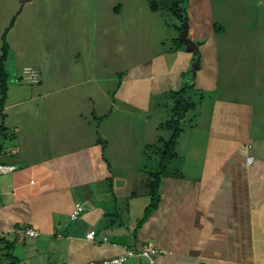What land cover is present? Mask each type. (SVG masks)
Returning a JSON list of instances; mask_svg holds the SVG:
<instances>
[{"label":"crops","instance_id":"0c3cea01","mask_svg":"<svg viewBox=\"0 0 264 264\" xmlns=\"http://www.w3.org/2000/svg\"><path fill=\"white\" fill-rule=\"evenodd\" d=\"M203 45L199 43L201 48ZM173 59L169 62H175ZM205 59H200L198 69L193 71L197 80L208 71ZM27 67L40 72L41 84V68ZM185 68L151 71L150 67L146 71L138 67L113 92L94 80L100 102L91 106L93 114L100 124L109 120L105 122L106 131L99 135L106 140L105 146L95 130L90 131L92 124L86 122L77 124L83 127L82 135H91L87 141L83 136L82 143L69 147L61 144L58 150L54 147L47 151L40 140H26L19 127L11 129L14 138H9L11 130L0 124L4 146L0 166L9 167L0 171V264H88L145 245L156 251V264H264V118L254 103L214 97L203 104L205 97L201 95L202 111L196 118H206L207 139L201 152L204 159L190 168H169L178 157L182 129L174 154L166 163L167 172L159 186L160 201L149 216V183L148 190L137 193L130 180L118 182L115 175L119 173L118 162L116 155L107 153L113 140L108 131L124 121L112 115L121 110L134 129L139 121L149 123L151 115L161 110L152 98L178 91ZM208 88L214 92L205 84L199 87L201 91ZM189 89L185 98L192 103ZM89 95L87 92L81 100L91 102ZM8 102L5 109L12 106ZM79 120L87 119L80 114ZM50 140L62 139H56L52 130ZM165 141L158 138L163 146ZM145 148L150 150L152 146ZM250 156L254 157L252 164L247 162ZM159 158L161 161V153ZM159 166L160 162L158 171ZM77 204L84 211L72 221L70 215ZM28 230L36 235H28ZM92 230L95 238L87 239ZM126 264L150 262L134 257Z\"/></svg>","mask_w":264,"mask_h":264},{"label":"rangeland","instance_id":"374dc122","mask_svg":"<svg viewBox=\"0 0 264 264\" xmlns=\"http://www.w3.org/2000/svg\"><path fill=\"white\" fill-rule=\"evenodd\" d=\"M187 41L198 50L188 51ZM5 43L11 46L4 62L8 92L3 106L0 94V124L9 130L19 127L26 140L45 143L46 151L82 143L83 127L77 122L92 124L90 131L99 139L109 120L100 124L93 114L91 106L100 102L94 80L113 92L138 67L174 70L188 63L179 90L190 88L195 108L182 123L184 135L170 169L190 168L204 159L206 118H196L202 111L201 95L203 104L214 97L254 103L264 118V0H0V57ZM191 55L208 61L202 79L194 78ZM36 65L42 83H27L24 67ZM204 84L214 92L201 91ZM87 92L91 102L81 100ZM171 95L153 97L161 110L149 123H136L135 129L121 110L112 115L124 122L108 131L113 140L107 153L116 155L118 182L130 180L137 193L145 191L150 173L158 171L164 148L158 138L169 140L174 133ZM7 101L12 106L5 109ZM80 114L87 120L80 121ZM52 130L62 140H50ZM13 134L11 130L8 137ZM100 140L105 146L106 140Z\"/></svg>","mask_w":264,"mask_h":264},{"label":"trees","instance_id":"16d2710c","mask_svg":"<svg viewBox=\"0 0 264 264\" xmlns=\"http://www.w3.org/2000/svg\"><path fill=\"white\" fill-rule=\"evenodd\" d=\"M174 1L176 3H180V2H188L189 0H174ZM3 49H4V54L0 57V94L2 96V101H3L1 106L5 104V101L7 99V92H8V86H7L8 74L6 73L4 68V62L6 59L5 55L7 54L6 52H8L7 43H5ZM195 62L196 60H193V64H195ZM185 92H186V88H181L176 92H171L172 96L175 98V106L173 110L175 119H173L171 122L173 123V125H175L174 126L175 130L172 136L170 137V139L164 142V148L161 150V161H160L159 171L155 173L154 172L150 173L151 181L149 182V191H150L151 201L146 211V217L149 216V214H151L156 209L160 201L159 186L162 181V178L165 176L167 172L166 163L173 156L176 141L181 134V130H182L181 121L185 118L187 112H189L190 109L194 107V104L185 98ZM3 148L4 146L0 142V153L2 152Z\"/></svg>","mask_w":264,"mask_h":264},{"label":"built area","instance_id":"2783aa9c","mask_svg":"<svg viewBox=\"0 0 264 264\" xmlns=\"http://www.w3.org/2000/svg\"><path fill=\"white\" fill-rule=\"evenodd\" d=\"M23 79L30 84H35V83H39L40 81V74L39 72L32 68V67H27L24 69V77ZM3 155V153H0V157ZM254 161V157L250 156L247 158V162L248 164H252ZM9 170V167L7 166H0V171H6ZM84 211V208L82 205L77 204L75 206L74 211L71 213L70 215V219L72 221H75L79 218V216L81 215V213ZM28 235L30 236H34L36 235L34 230H28L27 231ZM96 236V232L94 230L90 231L87 235L86 238L93 240ZM155 250L151 245H145L143 246L141 249L135 251V250H128L126 254L121 255L119 257L116 258H112L106 261H99V262H91L88 264H126L128 262L129 259L134 258V257H144L146 259L149 260L150 264H156L155 258H154V254H155Z\"/></svg>","mask_w":264,"mask_h":264},{"label":"water","instance_id":"95a60500","mask_svg":"<svg viewBox=\"0 0 264 264\" xmlns=\"http://www.w3.org/2000/svg\"><path fill=\"white\" fill-rule=\"evenodd\" d=\"M186 20H187V18H186ZM186 43L188 45V51H190V52L194 51L195 52L196 50H198L196 45L194 43H192L191 41H187ZM194 57H196L195 54H194ZM194 60H196V62L193 65V71L198 69L200 59L199 58H195Z\"/></svg>","mask_w":264,"mask_h":264}]
</instances>
